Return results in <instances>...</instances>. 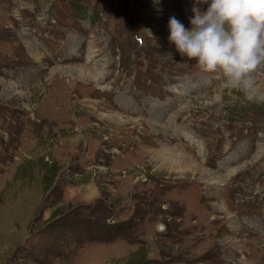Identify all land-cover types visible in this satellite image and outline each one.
Wrapping results in <instances>:
<instances>
[{"label":"rangeland","instance_id":"374dc122","mask_svg":"<svg viewBox=\"0 0 264 264\" xmlns=\"http://www.w3.org/2000/svg\"><path fill=\"white\" fill-rule=\"evenodd\" d=\"M154 4L190 27L193 0H0V264H264V103Z\"/></svg>","mask_w":264,"mask_h":264},{"label":"clouds","instance_id":"9594fccd","mask_svg":"<svg viewBox=\"0 0 264 264\" xmlns=\"http://www.w3.org/2000/svg\"><path fill=\"white\" fill-rule=\"evenodd\" d=\"M192 12L187 28L169 18L168 40L202 71L219 72L226 88L264 103L256 80L264 66V0H193Z\"/></svg>","mask_w":264,"mask_h":264},{"label":"bare ground","instance_id":"6f19581e","mask_svg":"<svg viewBox=\"0 0 264 264\" xmlns=\"http://www.w3.org/2000/svg\"><path fill=\"white\" fill-rule=\"evenodd\" d=\"M159 8H160V5L159 4H154V5H152L148 10H147V17L149 18V19H151V20H153L154 21V25H155V29L158 31V30H161V31H165V32H167L168 34H169V28H168V21H169V19H168V17H166L164 14L165 13H161L160 12V10H159ZM168 14H172V16H175V15H177L178 13H176V12H168ZM187 26V25H186ZM26 44L28 45V48L31 50V52H32V56L36 59V60H39L40 59V54L39 53H36V52H34L33 50L34 49H36V46L34 45V44H30V43H27L26 42ZM33 49V50H32ZM57 70H60V69H57ZM104 71V70H103ZM103 71H100V72H98L97 71V73H99V75H98V78L100 79H102V78H104L103 76H104V73H103ZM92 77V76H91ZM17 86V85H16ZM16 88V87H15ZM14 88V90H16ZM121 122V121H120ZM157 125H159V127H162V125H160V124H157ZM162 129H164L163 127H162ZM165 131H166V129H164ZM172 151V150H171ZM202 152V151H201ZM168 153V152H167ZM160 154V153H159ZM162 155V154H161ZM165 157V156H164ZM163 157V158H164ZM176 157V156H175ZM162 158V159H163ZM168 158H169V156H168ZM174 159V158H173ZM165 160V159H164ZM176 160V159H175ZM167 161V160H166ZM173 163H174V161H173ZM176 165V164H175ZM172 166H173V164H172ZM238 166L237 167H233L232 169H230V171H229V173L227 174V176H230V175H233V174H235L236 172H237V170H238ZM205 178H207V181H210V183L211 184H216V183H220V179H219V177H217L215 174H213V172L212 171H207V177H205ZM206 180V179H205Z\"/></svg>","mask_w":264,"mask_h":264},{"label":"water","instance_id":"95a60500","mask_svg":"<svg viewBox=\"0 0 264 264\" xmlns=\"http://www.w3.org/2000/svg\"><path fill=\"white\" fill-rule=\"evenodd\" d=\"M160 229H161V227H160Z\"/></svg>","mask_w":264,"mask_h":264}]
</instances>
